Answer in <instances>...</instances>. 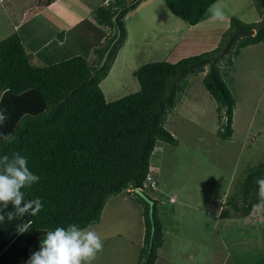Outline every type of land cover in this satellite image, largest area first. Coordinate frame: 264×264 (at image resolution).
<instances>
[{"label": "rangeland", "instance_id": "rangeland-1", "mask_svg": "<svg viewBox=\"0 0 264 264\" xmlns=\"http://www.w3.org/2000/svg\"><path fill=\"white\" fill-rule=\"evenodd\" d=\"M81 1L87 5L85 9L94 10L110 0ZM45 2L3 0L0 41L18 32L27 41L28 53L36 51L32 61L37 66L78 55L94 64L95 50L103 47V35H110V29L98 25L93 15L89 18L95 25L90 27L82 20L75 29L69 28L58 19L50 26L44 18L51 17L49 6L43 8ZM221 2L225 6L223 22L212 21L208 12L199 24L191 26L174 16L165 0H141L125 19V44L100 84L107 101L137 93L140 84L135 72L148 63L176 64L207 54L223 56L234 37L229 36L234 18L248 25L264 20V9L258 0ZM36 4V12H30ZM39 9L43 16H37ZM74 9L79 14L86 11L77 6ZM93 27L94 32H90ZM227 61L224 56L218 64L236 101L231 139L222 140L218 135V104L203 83L209 66L204 71H191L182 79L176 107L164 117V126L177 143L158 142L150 160L156 185L145 190L151 200L158 202L163 225V245L156 264L264 261V217L257 210L247 216L236 213L227 205L237 194L245 172L264 164V43L242 49L228 75ZM130 192L110 197L101 220L91 225L104 242L103 251L92 264H139L146 244V208ZM226 210L229 218L223 217Z\"/></svg>", "mask_w": 264, "mask_h": 264}, {"label": "trees", "instance_id": "trees-1", "mask_svg": "<svg viewBox=\"0 0 264 264\" xmlns=\"http://www.w3.org/2000/svg\"><path fill=\"white\" fill-rule=\"evenodd\" d=\"M140 1L112 0L92 12L97 24L111 31L103 47L95 50L94 64L78 55L37 66L18 32L0 41V111L7 116L0 125V133L16 137L12 143L0 138V155L18 152L28 158L29 169L41 180L22 189L25 200L39 197L44 204L36 216L12 221L7 220L6 213L14 211L13 206L9 204L4 209L0 204V214L5 215V221L0 222V264H26L30 255L39 250L48 230L71 223L82 228L98 223L109 198L129 190L146 208V244L139 264L157 263L163 245L158 202L154 201L152 235L150 205L134 190L145 192L151 187L148 179L154 174L150 160L158 142L177 143L165 128L164 117L176 107L180 83L191 71H204L209 66L203 83L218 104V135L222 140L232 138L236 101L218 63L224 56L228 58V75L242 49L264 43V20L248 25L234 18L230 37L238 31L257 33L235 37L223 56L207 54L176 64L156 62L142 66L135 72L140 90L108 102L100 84L108 77L111 63L125 44V19ZM258 1L264 9V0ZM165 2L174 16L196 26L217 0ZM109 49L108 61L100 68ZM258 178H264V164L245 172L237 194L227 202L236 213L247 216L257 210L264 217V207H256ZM153 181L156 182L155 175ZM223 217L229 218L228 210ZM29 220V231L19 234L17 225Z\"/></svg>", "mask_w": 264, "mask_h": 264}, {"label": "clouds", "instance_id": "clouds-1", "mask_svg": "<svg viewBox=\"0 0 264 264\" xmlns=\"http://www.w3.org/2000/svg\"><path fill=\"white\" fill-rule=\"evenodd\" d=\"M225 6L217 0L209 6L210 19L214 22L225 20ZM7 120L4 111H0V125ZM6 143H12L16 137L12 133H0ZM153 176L148 179L151 187L155 188ZM41 177L34 174L28 167V158L16 152L12 155H0V204L4 209L13 206L14 211L6 213L7 220L12 221L26 215L36 216L44 208L42 199L25 200L24 188L38 183ZM256 207H264V178H258ZM145 193V192H144ZM5 221V215L0 214V222ZM32 221L17 225V232L23 234L29 231ZM104 242L101 235L91 226L80 227L77 223L58 226L48 230L40 241V248L33 252L26 264H92L98 253L103 251Z\"/></svg>", "mask_w": 264, "mask_h": 264}, {"label": "crops", "instance_id": "crops-1", "mask_svg": "<svg viewBox=\"0 0 264 264\" xmlns=\"http://www.w3.org/2000/svg\"><path fill=\"white\" fill-rule=\"evenodd\" d=\"M69 1H71V3L69 4L68 3V0H49V2H48V0H46V2H45V5H44V7L43 8H45L46 6H49V8L47 9V11H49L50 12V15H51V17H46V16H44V18H46V20L48 21V24L51 26V22L53 21V22H57L56 21V19H58L59 20V23L61 22H63L64 21V25L65 26H67V27H69V28H76L77 27V25H79V23H81V21L83 20V22H85V23H89L88 25H89V27L90 26H92V25H95V24H91L92 22H90V18L89 17H91V15H92V12L95 10H93V8L92 9H85V7L87 6L86 4H84L81 0H69ZM110 1H112V0H110ZM109 1V2H110ZM3 2V0H0V3H2ZM107 2V1H106ZM38 5H40V3L38 2L37 3ZM37 4H36V6H35V8H34V10H32V11H30V12H36V10H37ZM104 4H106V3H104ZM75 6H77V7H80V8H82L83 10L85 9L86 11H85V13H82V14H79L78 12H77V10L76 9H74V7ZM46 11V12H47ZM48 12V13H49ZM43 12L39 9V14L38 13H36L37 14V16H43V14H42ZM35 14V15H36ZM54 17V18H53ZM94 19V18H93ZM82 22V23H83ZM63 24V23H62ZM84 24V23H83ZM83 24H81L80 26L82 27V25ZM79 26V27H80ZM68 30V29H67ZM90 32H92L93 30H94V27L93 28H90ZM61 31V30H60ZM59 31V32H60ZM77 31L79 32L80 30L79 29H77ZM94 32V31H93ZM107 37V34L106 35H103V40H105V38ZM101 39V40H102ZM26 41V40H25ZM49 41V43H50V41L51 40H48ZM99 42L100 41H98V44H99ZM84 43V42H83ZM26 44H27V41H26ZM46 43H43V47H46ZM27 47V46H26ZM29 47L31 48L32 46L31 45H29ZM43 47H41V49L43 48ZM64 47V46H63ZM33 53V54H32ZM30 54L32 55V60H34V55L36 54V51L35 52H30ZM42 57H44V56H42ZM33 62V61H32Z\"/></svg>", "mask_w": 264, "mask_h": 264}, {"label": "water", "instance_id": "water-1", "mask_svg": "<svg viewBox=\"0 0 264 264\" xmlns=\"http://www.w3.org/2000/svg\"><path fill=\"white\" fill-rule=\"evenodd\" d=\"M256 33H257V30H253V31H240L238 34H235V36L230 41V44H229V46L227 48V51L229 50V48H230V46H231L232 41L234 40V38L237 37L238 35H243V36H245V35H253L254 36V35H256ZM227 51H225L224 54H226ZM110 52H111V49H109L107 51V53L105 54V56H104V58L102 60V63L100 65V68H103L106 65V63L108 61V58H109V55H110ZM136 194H138L143 200H145L150 205V217H151V220H152V223H153L152 235H154V233H155V225H154V216L153 215H154V204L155 203L141 189H137L136 190Z\"/></svg>", "mask_w": 264, "mask_h": 264}]
</instances>
